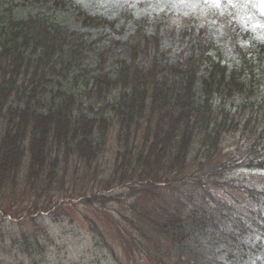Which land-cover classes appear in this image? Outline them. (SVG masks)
Returning a JSON list of instances; mask_svg holds the SVG:
<instances>
[{"label": "trees", "instance_id": "16d2710c", "mask_svg": "<svg viewBox=\"0 0 264 264\" xmlns=\"http://www.w3.org/2000/svg\"><path fill=\"white\" fill-rule=\"evenodd\" d=\"M41 2L64 5L62 0ZM4 17H0V186L3 180L14 185L22 177L30 191L51 184L73 188V177L80 173L83 180L90 179L92 195L84 198L83 192L75 197L103 205L115 199L110 194L113 188L128 186L133 197L147 200L150 209L146 201L144 207L130 201L126 207L135 215L120 213L130 225H124V230L139 231L134 219L141 220L146 225L143 235L160 249L161 258L172 259V264H204L205 258L196 259L194 252L183 247L197 229L222 243L227 264L262 262L250 252L255 240L251 225L255 234H264L262 185L238 186V202L245 209L236 208L237 215L217 210L212 202L206 212L214 211L202 219L197 209L189 206L186 214L162 197L181 181L207 192L206 183L226 176L232 168L264 169V42L258 43L263 55L247 57L240 48L225 43L230 36L237 39L233 27L220 25L222 47L204 45L194 35L185 49L180 34L179 47H183L172 53L158 41L159 24L145 26L151 22L131 17L136 28L120 40L129 58L107 65L99 50L92 69L98 71L89 69L84 76L76 73L92 49L93 42L87 41L91 34L85 38L81 31L68 32L44 13ZM142 26L151 27L152 33L141 35ZM138 46L144 49L142 57L136 52ZM223 47L231 50L224 55ZM106 66L112 67L103 71ZM83 89L95 94L88 105L79 101ZM225 96L237 103L227 104ZM105 101L109 103L106 112L93 114L94 105ZM231 128L246 142L234 159L224 158L220 150ZM106 143L114 147L110 162L102 168L99 157ZM190 157H200L201 162L189 174H180ZM152 235L169 246L162 247ZM126 243L121 241L124 249Z\"/></svg>", "mask_w": 264, "mask_h": 264}, {"label": "rangeland", "instance_id": "374dc122", "mask_svg": "<svg viewBox=\"0 0 264 264\" xmlns=\"http://www.w3.org/2000/svg\"><path fill=\"white\" fill-rule=\"evenodd\" d=\"M0 1V17L11 15L15 18H22L32 13H44L50 15L57 25L67 28L68 32L81 31L85 34V38L91 34L87 41L93 42H91L92 49L85 53L83 64L78 68L77 75L88 76L89 69L98 71L92 69L96 67L94 59L99 57V50L102 57L106 58L107 65H113L118 60L129 58V51L125 45L120 43V40L125 37L124 35L133 31L134 25L128 23L122 26L120 21L116 23L115 29H111L106 24L122 15L130 17L134 14L151 17L156 14L160 16L157 19V22H160L157 28L158 41L162 47L173 50L172 53L181 49L183 45L185 49L190 48L189 42L194 35L191 31L188 36L184 35L185 42L179 47L181 37L177 28L186 27L187 31L189 28L193 30L194 26L191 25L196 23V19L200 21L196 26L199 30L204 33L214 31L207 39L204 35H199L198 38L204 45L215 44L217 48L222 47V42H218V38L214 43H210L211 38L217 37L212 25H215L218 30L219 26L216 21L230 24L234 19L237 23L235 29L240 38L237 41L230 36L225 40L226 45H241V47L245 45L248 57L252 54H256L257 57L259 49L256 43L264 42V0H63L66 4L62 7L53 6L41 0ZM78 7L84 10L83 14L94 16L98 21L100 19L104 21L107 17L106 21L103 24H96L85 20L86 16L78 14ZM120 7H124L123 11ZM128 7L130 9L126 10ZM140 33L141 35L150 34L152 29L142 26ZM95 34H99L100 38L95 39ZM195 35L198 34L195 33ZM111 40H113L112 43ZM229 49L223 47L224 55ZM136 52L138 57H142L144 49L138 46ZM212 54L215 55L216 51L214 50ZM111 67L106 66L103 71ZM201 73L205 75L203 69ZM200 79V75L197 76V82ZM78 82L81 83V77ZM89 91V94L86 93V89L79 92V101L84 102L85 105L92 102L91 98L95 97L93 90ZM224 100L227 104L237 103L234 102L233 97L229 96H225ZM108 108L109 103L105 101L94 105L91 111L97 114L106 112ZM245 144L238 130L231 128L226 132L220 150L224 158L234 159L239 149ZM113 147L114 145L107 143L104 145V156L101 154L100 160L98 159L102 168L105 162H110ZM184 162L189 166L184 165L181 168L180 174L182 175L195 170L201 158L190 157ZM196 162L198 165H194ZM215 177L216 181L206 183L204 186L207 192L201 191L203 188L199 186L187 187L182 183L183 181L174 184L172 189L162 197V201H167L168 205L177 207L186 214H188V207L191 206L197 209L198 217L202 219L214 211L206 212L212 202H215L212 207L217 203L215 206L217 210H226L230 214V211L234 212L240 207L238 201L241 198L236 193L238 186L255 188L257 184L264 182V174L261 179L255 177L253 171L238 168H232L226 176ZM73 179L75 180L73 188H69L67 184L58 188L51 184V186L41 188L40 191L39 189L30 191L31 188L22 183V177L16 180L14 185H8L7 181L3 180L0 186V264H172V259L161 258L160 249L151 246V241L146 240L147 237L143 235L146 225L141 220L134 219V225L139 226V231L132 227H129L127 231L124 230V225L129 224L126 220H121L120 213L129 217L135 215L126 207L133 200L142 207L145 206L146 201L147 206L145 207L150 209L146 199L144 202L138 200L133 197L128 186H123L113 188L110 194L115 199L108 200L105 205L97 202L89 204L90 201L87 199L75 196L85 192L83 197L90 199L92 192H90V183L87 182L90 179L86 177L83 180L80 173ZM70 195L74 198H68ZM33 208L39 211L34 212ZM44 208L48 211H44ZM150 232L148 231L149 234ZM125 239L127 243L124 249L121 241ZM152 239L160 241L164 248L169 246L163 238L155 240L152 235ZM183 247H186L184 251L189 249L194 252L193 257L196 259L205 258L204 264L205 261H215L213 257L216 259L224 257L222 243L215 242L207 232L197 229L189 234ZM197 261L201 262V260ZM261 264H264V259Z\"/></svg>", "mask_w": 264, "mask_h": 264}]
</instances>
